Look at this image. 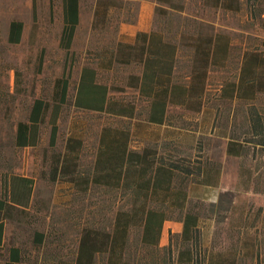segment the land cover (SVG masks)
I'll use <instances>...</instances> for the list:
<instances>
[{
	"label": "trees",
	"instance_id": "obj_1",
	"mask_svg": "<svg viewBox=\"0 0 264 264\" xmlns=\"http://www.w3.org/2000/svg\"><path fill=\"white\" fill-rule=\"evenodd\" d=\"M164 2V0H159ZM172 5L171 0H167ZM208 2L209 0H201ZM223 10H237L240 0H213ZM256 0H246L253 9ZM104 0H97L98 19L108 16ZM165 2V3H168ZM80 0H61L59 45L69 50L79 20ZM170 5V6H171ZM186 22L174 29L170 23L151 32L137 33L132 42L116 40L112 46L101 48L102 70L106 72L135 67L129 72L124 85L98 82L97 68L83 66L76 87L74 105L83 110L105 112L114 118L130 120L137 111L144 110L145 120L152 125L165 124L172 107L193 113L203 110L209 98L208 81L217 70H224L230 61L232 43L222 32L206 30L203 23L186 17ZM170 25V29L166 26ZM209 27V26H208ZM205 29V30H204ZM23 23L11 21L8 42L12 45L22 40ZM236 73L223 76L216 88L220 100L234 102V126L239 133L228 137L226 153L242 162L239 179L243 187L257 185L256 192H264V160L258 165H247L264 157V51L244 49L239 56ZM69 81L62 77L55 83L53 108L49 116L51 125L49 146L57 144V122L67 98ZM135 92L136 100H124L113 92ZM263 97V98H262ZM214 98V97H213ZM140 107V108H139ZM50 106L46 100L34 99L30 104L27 122H18L15 145L35 146L40 140V128L45 123ZM92 164L85 169L80 164L83 151L82 137L69 135L63 149L54 156L49 166L53 181L68 184V214L73 220L75 235L59 244L43 246L48 236L35 231L32 246H38L33 261L43 264H264V208L255 212V222H243L238 237L230 249L216 251L203 242V226L213 213L223 208L207 198L191 196L193 187L217 186L220 164L208 158H189L188 161L169 160L156 147L130 146L132 132L128 126L102 125L99 130ZM258 161V160H257ZM252 163V162H251ZM20 181L29 189L27 178L11 179L10 198L4 203L0 198V249L1 264H29L26 249L3 244L4 219L8 208L28 207L20 202L15 184ZM25 183H27L25 185ZM111 196L112 207L108 224L103 225L95 207L86 208L77 203L84 201L90 192ZM29 198V197H28ZM218 207V208H217ZM90 209V210H88ZM84 211H87L84 215ZM225 216H221L222 221ZM179 220L182 231L172 234L167 246L159 244L163 223ZM259 222L262 230L256 226ZM252 229L254 235L251 237ZM260 232V236L257 233ZM51 246V247H50ZM249 262V263H248ZM251 262V263H250Z\"/></svg>",
	"mask_w": 264,
	"mask_h": 264
},
{
	"label": "rangeland",
	"instance_id": "obj_2",
	"mask_svg": "<svg viewBox=\"0 0 264 264\" xmlns=\"http://www.w3.org/2000/svg\"><path fill=\"white\" fill-rule=\"evenodd\" d=\"M165 2L168 1L104 0L102 4L107 8L108 16L103 21L100 17L98 19L97 0H80V22L72 44L66 50L59 45L61 0H0V198L4 203L12 199L8 193L11 179L23 177L32 182L29 196V187L21 181L15 184L20 202L29 204L28 207L8 208L2 236L5 246L16 245L26 249V254H30L29 264H43L33 261L38 249V246H32L35 231L50 235L43 246L51 242L49 245L52 246L57 239H61L59 244L64 246L75 235L67 200L76 199L78 195L71 196L68 184L62 179L52 180L50 162L63 149L65 139L77 134L82 137L84 145L79 162L88 169L92 164L98 132L106 124L128 126L132 132L130 146L156 147L166 159L186 162L189 158H208L220 164L221 175L217 186L195 185L191 192L193 203L206 197L208 203L214 201L223 208L220 212L216 209L212 219L202 227L203 242L208 247L216 251L230 249L238 237L240 225L255 222L254 211L261 206L264 208V192H256L257 185L254 183L249 187L242 186L239 179L242 161L226 153L227 138L239 133L234 126L237 106L234 102L214 96L219 83L224 80L223 76L236 73L239 56L244 49L264 51V0H256L253 9L246 4V0H240L237 10H223L215 6L213 0H171L172 5ZM186 17L207 25L204 26L206 30L227 34L232 43L230 61L225 69L210 75V100L201 112L172 107L166 123L158 126L145 120L144 110L137 111L130 120H124L110 117L103 111L83 110L74 105L83 66L97 68L98 82L114 86L124 85L128 73L136 72L132 65L126 69L103 71L100 47L112 46L119 39L132 42L137 33L151 32L167 23L174 29L179 23L186 22ZM13 20L23 23L22 40L14 45L8 42L7 37ZM166 28L170 29V25ZM62 77L69 81L68 94L57 122V144L52 148L49 146V116L55 103V83ZM112 95L127 101L136 100L131 89L115 91ZM36 98L46 100L50 106L45 123L40 128V140L32 147L16 146L14 135L17 123L27 122L30 104ZM257 150L253 161L251 157L247 165L254 167L259 159L264 160V157H258ZM260 187L264 188V185ZM79 198L85 199L80 200L78 206L95 207L102 224H108L111 196L93 191ZM222 215L225 218L219 221ZM256 226L261 230L263 228L259 222ZM181 227L179 220L165 221L159 244L167 246L170 236L180 233ZM253 235L254 229L251 237ZM257 235L260 236V232ZM2 252L0 249V264Z\"/></svg>",
	"mask_w": 264,
	"mask_h": 264
}]
</instances>
